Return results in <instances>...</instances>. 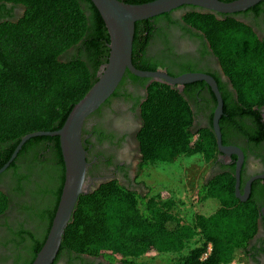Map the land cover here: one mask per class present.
<instances>
[{
  "label": "trees",
  "instance_id": "16d2710c",
  "mask_svg": "<svg viewBox=\"0 0 264 264\" xmlns=\"http://www.w3.org/2000/svg\"><path fill=\"white\" fill-rule=\"evenodd\" d=\"M119 1L137 5L153 0ZM0 3L24 8L16 23L0 24L1 168L24 136L62 127L75 104L96 83L100 67L106 64L109 36L90 0ZM260 6L259 3L255 9ZM182 8L191 10L183 22L199 31L210 44L236 93L235 101L223 98L219 127L224 145L223 130L226 126L236 127L240 118H250L261 126L258 109L264 106V42L231 15ZM165 18L168 14L135 24L132 65L136 69L155 71L139 65L137 59L142 55V44L152 34L153 23ZM71 49L73 55L62 59ZM125 76L134 83L147 81L129 72ZM185 96L163 83L152 82L148 86L137 133L141 155L137 178L149 173L152 166L173 164L183 156L201 155L205 162L216 160L219 152L211 121L208 128L196 130L191 100ZM257 137L264 138V124L251 139ZM219 166L220 172L205 179L196 193L199 202L216 200L218 209L207 217L195 215L188 227H183L172 213L171 200L150 196L152 188L146 193L116 181L101 184L79 198L53 264L60 259L73 264L84 255L102 256L122 264H230L237 255L247 256L260 215L255 191L248 200L241 201L235 194L234 165ZM64 172L58 137L42 136L27 141L0 175V179L11 177L14 193H21L24 185L28 186L36 202L28 213L33 231L20 229L13 240L16 246L24 247L25 264L33 262L45 242L61 195ZM7 206L8 198L0 190V215ZM192 241L200 245L189 249ZM208 246L211 251L203 258ZM150 252L157 257L145 258Z\"/></svg>",
  "mask_w": 264,
  "mask_h": 264
},
{
  "label": "flooded vegetation",
  "instance_id": "af4514ba",
  "mask_svg": "<svg viewBox=\"0 0 264 264\" xmlns=\"http://www.w3.org/2000/svg\"><path fill=\"white\" fill-rule=\"evenodd\" d=\"M260 5L257 9H255L256 5L245 12L231 16L250 28L256 38L264 42V1ZM188 12H191L189 8H179L169 13L168 18L153 23L152 34L145 40L144 45L142 44V55L137 59V63L172 77L187 74L206 75L215 82L222 103L223 98L235 101L236 93L222 73L210 44L199 31L183 22V17ZM23 13L24 8L20 5L0 3V24L16 23ZM217 18L219 19L218 16ZM73 53L71 49L62 56V59L70 57ZM151 83L150 80L134 83L128 76L123 77L116 92L85 121L82 144L86 151V182L92 189L116 181L128 189L140 191L139 185L136 184L141 164L137 133L142 125L141 106L146 100L147 88ZM173 87L191 100L195 115L193 126L196 130L208 128L210 121L212 126L217 101L210 85L198 81ZM258 113L261 126L250 118H240V123L236 127H225L223 133L226 143L222 144L224 147L237 148L242 152L240 190L244 199L248 200L254 189V196L260 208L257 233L250 244L247 256H243L248 264H264V138L258 140V136L255 141L252 140L264 124V106L258 109ZM236 129H240L242 134ZM244 133H247L246 137L243 136ZM237 161L238 156L235 154L228 156L219 153L216 160L210 162V169L205 179L220 172L219 164L226 167L234 165L235 169ZM249 182L250 193L245 198V187ZM255 183L257 184L254 187ZM0 190L8 198L7 209L0 215V264H25L27 258L25 249L16 246L13 240L15 233L20 229L33 231L29 224L28 213L36 207L35 199L25 185L21 193H14L10 176L0 179ZM66 262L65 259L58 260V264ZM73 264L122 263L120 261L112 263L102 256L84 255L81 259L74 260Z\"/></svg>",
  "mask_w": 264,
  "mask_h": 264
},
{
  "label": "water",
  "instance_id": "95a60500",
  "mask_svg": "<svg viewBox=\"0 0 264 264\" xmlns=\"http://www.w3.org/2000/svg\"><path fill=\"white\" fill-rule=\"evenodd\" d=\"M263 1L153 0L148 3L132 5L119 0H90L98 11L109 36V56L106 64L102 65L97 73L96 83L75 104L59 130L54 132H36L24 136L10 159L0 168L1 175L9 168L22 146L30 139L42 136L58 137L65 170L64 183L45 242L31 264L54 263L65 231L73 219L79 198L88 195L94 190L86 182L87 162L86 151L82 144L83 126L87 118L98 111L114 94L126 72L135 77L163 83L171 87L198 81H204L210 85L217 101L212 119V131L216 139L217 150L219 153L228 156L231 154L238 156L235 168V194L241 201L246 200L240 191L243 154L237 148L224 147L222 145L219 120L222 116L223 103L215 82L210 77L202 74L172 77L158 71L138 70L132 65V45L137 22L169 14L185 6L195 7L204 12L231 15L245 12ZM250 185L251 183L249 182L245 187V198L249 196Z\"/></svg>",
  "mask_w": 264,
  "mask_h": 264
},
{
  "label": "rangeland",
  "instance_id": "374dc122",
  "mask_svg": "<svg viewBox=\"0 0 264 264\" xmlns=\"http://www.w3.org/2000/svg\"><path fill=\"white\" fill-rule=\"evenodd\" d=\"M209 169L210 162H205L203 156H183L173 164L152 166L149 173H143L136 179V184L139 185L140 192L148 193L152 188L150 196H157L160 200H171L173 202L172 213L181 220L183 227H188L192 226L195 215L207 217L219 207L214 199L199 202L196 197ZM160 188L164 189L160 190ZM194 241L189 244V249L200 245ZM144 257L156 258L157 254L150 252ZM230 264H248V262L242 255H237Z\"/></svg>",
  "mask_w": 264,
  "mask_h": 264
},
{
  "label": "built area",
  "instance_id": "2783aa9c",
  "mask_svg": "<svg viewBox=\"0 0 264 264\" xmlns=\"http://www.w3.org/2000/svg\"><path fill=\"white\" fill-rule=\"evenodd\" d=\"M210 251H211V247L208 246L207 253L203 255V258H206L208 254L210 253Z\"/></svg>",
  "mask_w": 264,
  "mask_h": 264
}]
</instances>
